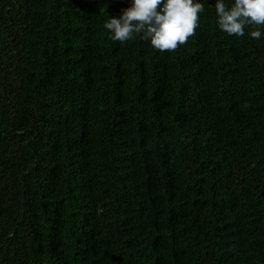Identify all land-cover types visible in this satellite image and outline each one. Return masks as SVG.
Listing matches in <instances>:
<instances>
[{"label": "trees", "instance_id": "1", "mask_svg": "<svg viewBox=\"0 0 264 264\" xmlns=\"http://www.w3.org/2000/svg\"><path fill=\"white\" fill-rule=\"evenodd\" d=\"M196 2L160 52L131 0H0V264H264V29Z\"/></svg>", "mask_w": 264, "mask_h": 264}, {"label": "clouds", "instance_id": "2", "mask_svg": "<svg viewBox=\"0 0 264 264\" xmlns=\"http://www.w3.org/2000/svg\"><path fill=\"white\" fill-rule=\"evenodd\" d=\"M216 24L228 36L249 35L260 39L264 29V0H216ZM204 4L196 0H131L120 18H109L104 28L109 39L124 44L135 39L150 41L160 52H173L185 45L199 27Z\"/></svg>", "mask_w": 264, "mask_h": 264}]
</instances>
